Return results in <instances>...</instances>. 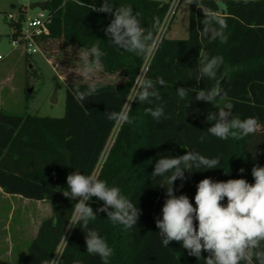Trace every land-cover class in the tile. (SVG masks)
<instances>
[{
  "label": "trees",
  "instance_id": "obj_1",
  "mask_svg": "<svg viewBox=\"0 0 264 264\" xmlns=\"http://www.w3.org/2000/svg\"><path fill=\"white\" fill-rule=\"evenodd\" d=\"M102 2L48 0L46 5L53 20L50 35L42 40L41 48L51 57L53 48L61 45L68 61L76 67L79 61L76 55L98 44L106 53L102 58L103 72L119 77V81H97V94L78 102L76 90H86L88 81L81 76L68 80L66 111L62 117L17 116L0 108V188L7 194L46 201L53 212L41 223L24 264L56 259L60 247L59 264H102L98 255L87 253L83 230L67 227L76 201L62 193L67 188V175L75 170L83 174L96 172L110 186H118L141 209L137 225L128 231L113 225L104 212H98L97 219L90 222L89 227L98 231L114 249L109 264H204L175 241L168 247L162 245L155 221L162 218L167 198L163 187L168 185L151 173L161 156L194 151L207 158L219 157V168H194L195 172H185L186 180L175 181V195H187L194 206L196 185L204 178L214 181L244 178L254 183L251 169L255 165L264 167V0H203L213 10L220 2L226 5V43L209 42L199 35L203 13L195 4L190 5L188 37H168V25L156 42L157 51L147 58L126 52L108 41L104 29L112 15L92 11L93 6L100 7ZM110 2L115 6L130 5L146 28L159 20L160 26L154 30L156 41L171 7V2L161 0ZM26 12L25 8H18V19L10 23L12 33L18 31ZM69 49L72 54L68 56ZM199 50L224 58L217 77L227 98L216 103L221 106L232 103L233 115L241 119L258 118L260 128L255 134L241 140H221L207 133L211 122L206 116L217 109L195 100L199 89H209L214 83L208 78L196 81ZM141 74L153 80L163 77L166 81L165 86L158 87L162 97L159 103L164 105L165 114L170 118L156 122L145 112L155 103L134 101L130 113L135 117L134 123L108 120L104 112L121 110ZM180 87L191 89L186 100L177 96L176 90ZM30 95L28 92L27 96ZM241 168L243 173L239 171ZM89 203L94 211L103 204L95 197ZM222 203H227L226 198ZM207 255L202 253L205 258Z\"/></svg>",
  "mask_w": 264,
  "mask_h": 264
},
{
  "label": "clouds",
  "instance_id": "obj_2",
  "mask_svg": "<svg viewBox=\"0 0 264 264\" xmlns=\"http://www.w3.org/2000/svg\"><path fill=\"white\" fill-rule=\"evenodd\" d=\"M186 3L189 6L195 4L203 13L202 29L199 31L201 37L207 38L209 42H227V8L224 3H218L216 10L205 5L203 0H186ZM92 11L112 15L104 32L114 46L142 58L152 57L157 51L154 30L159 28V20H155L151 28H146L141 25L138 14L134 13L130 5L115 6L110 0H103L99 8L93 6ZM105 55L98 44L79 53L81 67L78 74L88 81V85L84 91L76 90L75 98L78 102L97 94V74L103 71L102 58ZM223 63L222 56H211L207 51L199 50L196 81L208 78L214 83L209 89H199L195 100L207 102L217 109L208 112L206 116L207 121L211 122V127L206 130L209 135L221 140H241L255 134L260 123L256 117L241 119L234 116V105L230 102H225L222 106L216 103L219 100L226 101L227 98V92L217 77ZM165 85L163 77L153 80L146 75H138L121 110L105 111V117L110 121L131 125L135 121V117L130 115L131 103L138 101L139 104L155 103L154 107H147L145 112L156 122H160L161 118L169 119L164 105L159 103L162 97L158 87ZM190 91L191 89L180 87L176 93L180 100H186ZM189 105L190 103L186 107ZM200 140L203 141L204 136ZM219 164V157L207 158L194 151L157 159L151 175L161 177L168 185L161 186L166 189L167 198L162 207V218L155 221L162 245L168 247L175 241L190 256L203 260L204 264H264V167L255 165L251 169L254 183H249L244 178L227 181H214L211 178L200 180L196 185L195 206L187 195H175L174 183L177 179L186 180V171L195 172L194 168L216 169ZM239 171L243 173L244 169ZM66 181L67 188L62 194L76 201L67 227H80L85 233L87 253L98 255L102 264H109L114 249L98 231L89 227L90 222L97 219L98 212H104L113 225L122 226L124 231H128L137 225L141 209L123 195L118 186H110L96 172L83 174L75 170L67 175ZM93 197L103 202L95 211L89 203ZM225 198L226 204L222 203ZM63 239L67 245L66 237ZM205 252L208 254L206 258L202 256ZM59 259L58 256L56 259H44L41 264H59Z\"/></svg>",
  "mask_w": 264,
  "mask_h": 264
},
{
  "label": "rangeland",
  "instance_id": "obj_3",
  "mask_svg": "<svg viewBox=\"0 0 264 264\" xmlns=\"http://www.w3.org/2000/svg\"><path fill=\"white\" fill-rule=\"evenodd\" d=\"M39 1L43 0H0V55L3 56L0 61V108L4 113L17 116L62 117L66 111V82L80 76L76 73L81 67L80 61H76V67L72 65L61 45H56L52 50L53 55L49 57L43 52L32 56L23 55L13 50L11 44L9 14L18 16V8L23 7L30 16H36L40 8L32 5ZM161 1L171 2L172 9L156 42L168 25V37L187 38L190 6L186 0ZM70 54L72 51L69 49L68 56ZM97 81L116 82L119 77L102 71L97 74ZM28 88L33 89L30 96H27ZM55 91L57 100L53 103L51 99ZM52 213L51 205L46 201L7 194L0 189V264H24L31 241L37 235L41 223ZM60 254L61 247L57 256L60 257Z\"/></svg>",
  "mask_w": 264,
  "mask_h": 264
},
{
  "label": "built area",
  "instance_id": "obj_4",
  "mask_svg": "<svg viewBox=\"0 0 264 264\" xmlns=\"http://www.w3.org/2000/svg\"><path fill=\"white\" fill-rule=\"evenodd\" d=\"M47 1L48 0H43L39 2L47 3ZM170 9H172V7ZM9 18L11 20H17L18 16L10 13ZM52 20V13L47 8V5L44 9L40 8V12L36 16H30L27 10L20 21L18 31L11 34V44L13 50H20L27 56H32L35 53L42 52V40L50 35ZM2 59L3 56L0 55V61Z\"/></svg>",
  "mask_w": 264,
  "mask_h": 264
},
{
  "label": "water",
  "instance_id": "obj_5",
  "mask_svg": "<svg viewBox=\"0 0 264 264\" xmlns=\"http://www.w3.org/2000/svg\"><path fill=\"white\" fill-rule=\"evenodd\" d=\"M32 7H39V8H46V2H36L32 5ZM32 88H29L28 89V92L31 93L32 92ZM56 91L53 93V96H52V99H51V102H56Z\"/></svg>",
  "mask_w": 264,
  "mask_h": 264
},
{
  "label": "crops",
  "instance_id": "obj_6",
  "mask_svg": "<svg viewBox=\"0 0 264 264\" xmlns=\"http://www.w3.org/2000/svg\"><path fill=\"white\" fill-rule=\"evenodd\" d=\"M18 51H20V50H18ZM22 54H23V52L22 51H20ZM24 55V54H23ZM2 191H3V189L2 188H0ZM4 192V191H3Z\"/></svg>",
  "mask_w": 264,
  "mask_h": 264
}]
</instances>
